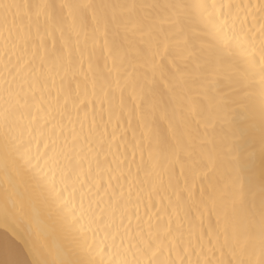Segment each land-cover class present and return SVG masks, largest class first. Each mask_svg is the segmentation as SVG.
<instances>
[{
  "label": "snow or ice",
  "instance_id": "6c2138e0",
  "mask_svg": "<svg viewBox=\"0 0 264 264\" xmlns=\"http://www.w3.org/2000/svg\"><path fill=\"white\" fill-rule=\"evenodd\" d=\"M225 67L197 146L190 84ZM41 217L0 264H264V0H0V224Z\"/></svg>",
  "mask_w": 264,
  "mask_h": 264
},
{
  "label": "bare ground",
  "instance_id": "6f19581e",
  "mask_svg": "<svg viewBox=\"0 0 264 264\" xmlns=\"http://www.w3.org/2000/svg\"><path fill=\"white\" fill-rule=\"evenodd\" d=\"M220 75L215 79L219 81L220 86L218 87L215 83H206L203 78L198 74H194V80L190 84L191 95H193L197 102V110L202 113L204 117L207 118L208 127L205 129L203 126H197V124L192 121L186 130V134H190L194 137V143L199 146L201 141L205 142L207 148L213 146L212 142L219 143L224 131L227 130V125L221 124L222 113L218 106V92L222 89L224 92H229L228 87H224L227 81L224 79V74H226L230 69L227 67L219 70ZM250 104L254 108L255 112V130L252 134V143L255 148L256 156L253 162H249L246 158V152L250 151V148H245L244 156L241 159V164L244 168L255 166L258 170L260 158H259V97L258 95L253 97ZM235 107V105H230ZM171 115V112H170ZM179 115V113H177ZM126 123V121H125ZM166 124V122H165ZM135 125V120L133 121ZM223 129V130H222ZM207 133V135H205ZM131 136V131L129 132ZM41 147H43L41 145ZM147 153L145 152V156ZM139 160V154H137V161ZM243 174V169H241ZM226 181H221V187ZM225 195L230 192V189H224ZM135 199V197H133ZM77 206H79V194H77ZM88 210V201H84V211ZM143 211V208L141 209ZM86 219V217H85ZM116 222L119 223V214H117ZM15 228V234L12 228ZM48 230V221L45 217H41L38 221L22 220L13 226H7L0 224V242H7L13 252L19 256L20 259L31 262L35 257L34 253L41 250V246L44 243V236Z\"/></svg>",
  "mask_w": 264,
  "mask_h": 264
}]
</instances>
